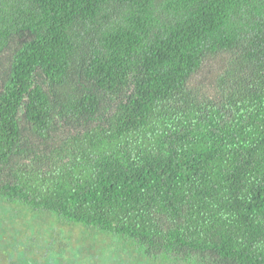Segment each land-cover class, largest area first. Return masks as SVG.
<instances>
[{
	"label": "trees",
	"instance_id": "trees-1",
	"mask_svg": "<svg viewBox=\"0 0 264 264\" xmlns=\"http://www.w3.org/2000/svg\"><path fill=\"white\" fill-rule=\"evenodd\" d=\"M39 220L264 264V0H0V264Z\"/></svg>",
	"mask_w": 264,
	"mask_h": 264
},
{
	"label": "rangeland",
	"instance_id": "rangeland-1",
	"mask_svg": "<svg viewBox=\"0 0 264 264\" xmlns=\"http://www.w3.org/2000/svg\"><path fill=\"white\" fill-rule=\"evenodd\" d=\"M19 219L20 221L24 220L22 216ZM48 219L50 220L49 217ZM43 223L47 224V222ZM52 223L54 222L50 221V227L48 224L40 227L36 225L34 231H27V226L21 224L23 228L18 233V238L22 246H27L32 254L38 252L41 257L45 258L43 255L46 256L45 259H40L41 261L38 259V264H152L150 258L142 257L141 250L138 255L136 250L131 251L127 247L130 243L122 242L121 246H118L110 244L108 240L102 245L97 240L93 245L90 242L94 240L92 233L98 234V231L93 232L92 228H81L78 225L76 228L62 222L57 225ZM84 230L86 232H83ZM82 240H85L86 244H92L94 251L91 254L79 247L78 244ZM76 247L80 248V252L76 251L78 250Z\"/></svg>",
	"mask_w": 264,
	"mask_h": 264
}]
</instances>
